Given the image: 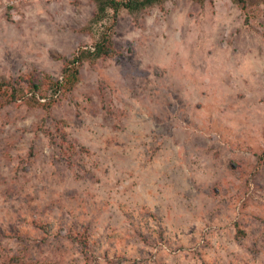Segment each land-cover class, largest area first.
I'll return each instance as SVG.
<instances>
[{"label": "rangeland", "instance_id": "1", "mask_svg": "<svg viewBox=\"0 0 264 264\" xmlns=\"http://www.w3.org/2000/svg\"><path fill=\"white\" fill-rule=\"evenodd\" d=\"M237 1L121 8L93 58L113 11L0 0V264H264V0Z\"/></svg>", "mask_w": 264, "mask_h": 264}, {"label": "trees", "instance_id": "2", "mask_svg": "<svg viewBox=\"0 0 264 264\" xmlns=\"http://www.w3.org/2000/svg\"><path fill=\"white\" fill-rule=\"evenodd\" d=\"M164 0H95L96 12L90 21V25L96 24L107 16V10L113 11L112 23L109 27L104 28L98 41L94 43L93 51H88L87 54L93 58L108 57L112 53L111 51V37L109 31L114 25L115 17L118 11L122 8L129 12H135L146 7L152 6L156 3H161ZM202 3L203 0H196ZM232 2H238L237 0H231ZM70 61H68L62 70V84L59 81H55L53 85L57 89L65 88L69 90L76 82L78 76V65L85 58L82 51H79ZM16 84L9 82H0V96L7 98L8 101H15L18 90L15 87ZM30 88L33 90L38 89V85L35 83L30 84Z\"/></svg>", "mask_w": 264, "mask_h": 264}]
</instances>
